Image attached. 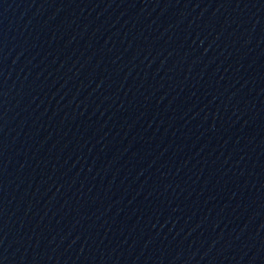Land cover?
<instances>
[{
  "label": "water",
  "instance_id": "1",
  "mask_svg": "<svg viewBox=\"0 0 264 264\" xmlns=\"http://www.w3.org/2000/svg\"><path fill=\"white\" fill-rule=\"evenodd\" d=\"M0 264H264V0H0Z\"/></svg>",
  "mask_w": 264,
  "mask_h": 264
}]
</instances>
